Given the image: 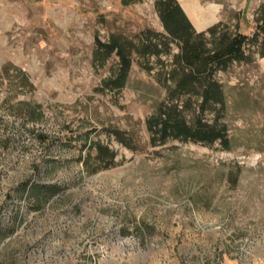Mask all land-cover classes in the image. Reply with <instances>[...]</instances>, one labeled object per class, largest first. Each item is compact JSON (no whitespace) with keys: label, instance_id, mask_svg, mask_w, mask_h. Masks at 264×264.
Here are the masks:
<instances>
[{"label":"rangeland","instance_id":"374dc122","mask_svg":"<svg viewBox=\"0 0 264 264\" xmlns=\"http://www.w3.org/2000/svg\"><path fill=\"white\" fill-rule=\"evenodd\" d=\"M163 1L0 0V264H264V0H174L207 48L247 36L203 108L173 94ZM168 114L229 147L161 137Z\"/></svg>","mask_w":264,"mask_h":264},{"label":"trees","instance_id":"16d2710c","mask_svg":"<svg viewBox=\"0 0 264 264\" xmlns=\"http://www.w3.org/2000/svg\"><path fill=\"white\" fill-rule=\"evenodd\" d=\"M160 4V18L167 33L166 38L178 41L179 50L173 55L174 68L171 69L170 74L173 79L177 72H180L181 76L175 83L173 94L194 93L197 91L202 97V108L207 102L222 105L224 100L220 86L210 77L215 68L224 67L229 60L247 59L243 51V45L247 40V36L241 32H236L225 43L219 44L215 48H207L202 38L204 32L196 33L193 30L190 21L177 2L174 0H164ZM262 11L263 13L260 18L262 24L259 26L263 34L261 54L264 53V6L262 7ZM207 32L213 35L215 32L214 27L208 28ZM147 34L149 35L150 31ZM165 43H167L166 40ZM98 44L104 48L105 56L112 52H115L119 56L121 78L115 84L122 86L125 73L130 65L129 51L125 49L126 44L119 42L115 36L111 37L107 43L99 42ZM142 51L157 53V43L147 42L142 46ZM201 75H203L202 78L199 77ZM173 109H176V107L174 106ZM160 131L163 138L169 134L175 138L190 139L203 143H212L219 139L224 148L229 147L228 140L222 131L215 130L213 126L208 124H199L197 127L192 128L184 121L171 118L170 114L163 121ZM110 157H112V154H110ZM53 188L54 186L52 185L43 186L48 199L56 194V192H49Z\"/></svg>","mask_w":264,"mask_h":264},{"label":"bare ground","instance_id":"6f19581e","mask_svg":"<svg viewBox=\"0 0 264 264\" xmlns=\"http://www.w3.org/2000/svg\"><path fill=\"white\" fill-rule=\"evenodd\" d=\"M183 2H186L185 4L183 3V5L184 6H186V8H187V10H188V12L190 13V12H194L195 10H197V4L196 3H194L193 2V0H192V3H191V0H184ZM198 3V2H197ZM191 7H194V9L195 10H193V8H191ZM217 7L215 6V5H211L210 7H209V10H211V11H209L210 12V14H208L207 16H208V18H211V19H213V13H214V10L216 9ZM208 10V9H207ZM190 15H191V13H190ZM192 16H194V15H192ZM193 18H195L196 19V17H193ZM192 18V19H193ZM202 19L204 20V19H207L205 16H203L202 17ZM201 20V18H199L198 20H195V21H198V22H201L200 21ZM210 20V19H209ZM214 20V19H213ZM206 21V20H205ZM211 22H213V21H209V22H204V24L203 25H208V24H210ZM196 24V23H195ZM197 24H199V23H197ZM200 27V26H199Z\"/></svg>","mask_w":264,"mask_h":264}]
</instances>
